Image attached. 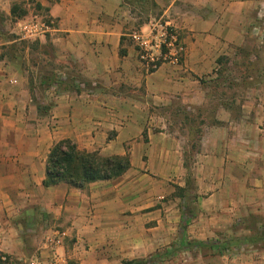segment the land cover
<instances>
[{
  "label": "crops",
  "instance_id": "crops-1",
  "mask_svg": "<svg viewBox=\"0 0 264 264\" xmlns=\"http://www.w3.org/2000/svg\"><path fill=\"white\" fill-rule=\"evenodd\" d=\"M153 1L184 52L148 70L124 0H0V264H264V78L220 100L206 86L264 0ZM34 17L53 28L19 45ZM52 73L84 86L49 91ZM62 140L129 168L45 186Z\"/></svg>",
  "mask_w": 264,
  "mask_h": 264
},
{
  "label": "trees",
  "instance_id": "trees-1",
  "mask_svg": "<svg viewBox=\"0 0 264 264\" xmlns=\"http://www.w3.org/2000/svg\"><path fill=\"white\" fill-rule=\"evenodd\" d=\"M144 1L149 4L150 8H157L155 1ZM11 14L22 16L25 14V11L21 10L17 5H13L11 7ZM14 38L19 39L20 37L15 34ZM217 63L225 66V64L228 65L230 63V60L227 57H220ZM234 65L237 67L238 64L235 63ZM227 71L225 67L223 69L219 68V70L214 71L215 76L211 79L213 83L212 95L217 100L222 99L226 95L224 87L230 88L237 85V78L240 82H245L246 80V76L243 73L235 77ZM261 77L264 78V74ZM259 80L260 77L256 79V82ZM53 82L59 88L74 89L71 85L73 81L62 79L55 73H52L48 79L41 81L40 86L42 87L44 83L49 86ZM246 86L250 85L247 83ZM129 165L128 157H102L97 153L78 151L71 141L62 140L56 143L48 154L47 174L43 184L49 186L65 182L71 186L83 187L90 182L114 179L122 175L129 168ZM142 262L135 260L124 262V264H140Z\"/></svg>",
  "mask_w": 264,
  "mask_h": 264
},
{
  "label": "rangeland",
  "instance_id": "rangeland-1",
  "mask_svg": "<svg viewBox=\"0 0 264 264\" xmlns=\"http://www.w3.org/2000/svg\"><path fill=\"white\" fill-rule=\"evenodd\" d=\"M124 2L125 4H127V6L130 9L131 16H132L131 21L133 22L131 31H129V33L132 32L134 29L139 28V25L143 24V22H147L150 24V27L154 26V24L156 23L157 24L155 25L156 30L160 28V25H162L164 27H168V31L170 30L175 31L179 35L178 29L171 23L166 24L165 22H163V18L161 19L159 15L160 11L157 8H150L147 2L144 3L140 0H124ZM254 26L255 27L253 29H251L250 31L248 30L247 37L243 45L238 46L236 49L232 50L229 55L219 54L217 56L216 66L214 70L212 71L213 73H211L210 77L206 79V86L209 87L208 91L210 90L212 92L213 83L211 82V79L212 77L215 76L214 71L219 70V68L223 69L225 67L231 73V75L232 76L234 75L235 77H238L241 73L245 74L246 80L245 82L238 81L236 85L238 86V88L240 87L242 88L246 86L247 83L251 86L254 83H256V79H258L260 74L263 76L264 74V25L263 24L261 25L258 22ZM15 28H16V35L20 37L18 39L19 41L18 43H20L19 45H23L26 41H33V40L25 39L21 36L18 30L17 23L15 24ZM129 38L132 40L130 36ZM220 57H227L230 60V63L228 65L225 64V66H223V64H218L217 60ZM235 63L238 64L239 66L237 65L236 67L234 65ZM237 80L239 79L237 78ZM147 261H149V259H147Z\"/></svg>",
  "mask_w": 264,
  "mask_h": 264
},
{
  "label": "built area",
  "instance_id": "built-area-1",
  "mask_svg": "<svg viewBox=\"0 0 264 264\" xmlns=\"http://www.w3.org/2000/svg\"><path fill=\"white\" fill-rule=\"evenodd\" d=\"M18 30L21 36L28 40H35L53 28L54 20L52 18L39 19L31 18L17 22ZM167 24V23H166ZM154 26L149 27L148 31L133 30L130 32V37L136 44L137 57L142 65L148 69H156L165 61L177 63L180 61L184 47L179 40V35L175 31H168V27L160 25L158 30ZM166 26V25H165ZM156 30V31H155ZM57 74V73H56ZM62 79H68L62 74H57ZM73 81L72 87L79 89L84 84L78 79H69ZM10 83L17 84L18 80L15 77L9 79ZM44 88L55 92L59 87L56 83H51L49 86L44 83ZM49 264H65L64 260L55 257Z\"/></svg>",
  "mask_w": 264,
  "mask_h": 264
}]
</instances>
